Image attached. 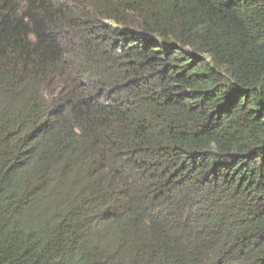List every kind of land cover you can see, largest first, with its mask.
Returning <instances> with one entry per match:
<instances>
[{
  "label": "trees",
  "instance_id": "16d2710c",
  "mask_svg": "<svg viewBox=\"0 0 264 264\" xmlns=\"http://www.w3.org/2000/svg\"><path fill=\"white\" fill-rule=\"evenodd\" d=\"M0 264H264V0H0Z\"/></svg>",
  "mask_w": 264,
  "mask_h": 264
}]
</instances>
